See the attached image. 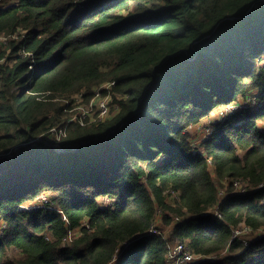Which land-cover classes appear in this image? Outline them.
<instances>
[{
	"label": "trees",
	"instance_id": "1",
	"mask_svg": "<svg viewBox=\"0 0 264 264\" xmlns=\"http://www.w3.org/2000/svg\"><path fill=\"white\" fill-rule=\"evenodd\" d=\"M20 31L0 45V264H166L169 241L147 235L160 215L170 241L210 259L197 264H264V0L0 5V36ZM105 82L114 117L67 125L64 100ZM250 90L257 108L192 145L189 128ZM58 126L61 150L39 139ZM243 226L248 245L233 239Z\"/></svg>",
	"mask_w": 264,
	"mask_h": 264
},
{
	"label": "built area",
	"instance_id": "2",
	"mask_svg": "<svg viewBox=\"0 0 264 264\" xmlns=\"http://www.w3.org/2000/svg\"><path fill=\"white\" fill-rule=\"evenodd\" d=\"M2 1L3 0H0V5H2L1 3ZM25 35L26 34L24 31H20L18 34L14 36H10L9 38H13L11 40L19 41L21 39H25L26 38ZM0 37H4V36H0ZM11 40H9L7 43H1V44L7 45ZM7 62L8 61H7V56H6L3 59H0V66L5 63L7 64ZM30 68L32 69V67ZM115 87H116L115 82H105L97 86L93 90V95L89 100L85 99L84 93L78 94L66 100L65 101L66 112L69 113L66 124L69 125L72 123H79L82 126H85V125L103 123L111 119L114 116V112L119 111V104L118 106H116L114 104V99L117 102V100L121 98V96L120 95L118 96V94L115 92L114 90ZM259 98H260L259 94L253 95V98L250 101L254 102V104L250 103L249 107L257 108L260 105ZM111 107L112 109L110 111ZM71 114H75V115H71ZM96 114H97L98 120L97 121L95 120L96 122L95 121L91 122L94 115ZM65 137H66L65 128H63L62 126H58V127L52 128L46 137L39 138V139H42V141H45V140H48V139L51 140L52 138H54V140H51V141L57 142L55 143V147L57 148V147H60L59 142L62 141ZM232 184L233 186L234 185L236 186L235 188L238 189V193L241 195H246L248 192H250V189H248L247 186H245L241 181L235 180V181H232ZM238 185H242L243 187L244 186L245 187L242 189V186H238ZM263 186L264 185L260 186L259 188ZM48 202H49L48 198L44 196L39 201V203L34 205L33 209L38 210V209L44 208L48 205ZM219 209H220V206H218L215 209L214 215L221 218ZM243 230H245L246 232L245 235H243ZM4 231H5V226L2 231V234L4 233ZM249 232L252 233V230L245 226L241 229L240 228L235 229L233 233V239L242 240L246 243V245H248L249 241L252 239V238L251 239L247 238V235L249 234ZM147 235L163 236L155 225L150 229ZM167 240L169 241V244H168L169 251L167 255L166 264H197L202 261L210 260V259L205 260L206 257L197 256L196 254L191 253L190 251H188L187 247L184 244L172 242L169 240V238ZM129 244L130 242L126 243V246H128ZM119 253L121 254V252ZM119 257H120L119 254L116 255L112 263L116 261L118 262Z\"/></svg>",
	"mask_w": 264,
	"mask_h": 264
},
{
	"label": "rangeland",
	"instance_id": "3",
	"mask_svg": "<svg viewBox=\"0 0 264 264\" xmlns=\"http://www.w3.org/2000/svg\"><path fill=\"white\" fill-rule=\"evenodd\" d=\"M2 5L3 6H9L11 4L14 3V0H3L2 2ZM13 38H9V37H0V45L1 43H7L9 40H11ZM15 41V40H14ZM17 42V41H16ZM263 64H264V61H263ZM258 94L257 90H250L249 92V95L246 97V98H240L238 102L236 103H233L232 105L228 106V107H221V108H217L213 113L212 115L203 120L201 124H199L198 126H195V127H191L188 129V132L190 134V142L192 143V145L195 147V146H199L201 145L202 143H204L214 132V126L222 121H224L225 117L227 116V113L229 112H233V111H238L240 110L241 108H244V107H249L250 106V103L251 104H254V102H251L250 100L253 98V95H256ZM119 96V95H118ZM66 100H64V103H65ZM114 104L116 106H118V103L115 101L114 99ZM255 108V107H253ZM112 107L110 108V111H111ZM117 112H114V115L116 114ZM69 113L67 114V117H68ZM71 115H75V114H71ZM66 117V118H67ZM114 117V116H113ZM97 121V114L94 115L93 119L91 120V122H94V121ZM95 121V122H96ZM262 126H264V123H262ZM51 140H54V138H52ZM51 140H45L46 142L48 143H51L53 141ZM59 150H61L60 148L64 149V147L62 145H60V147H57ZM17 151V149L15 150V152ZM231 185V182H226L225 183V186H224V189L221 191V198H225L226 195L228 194L229 192V188ZM238 186H242V185H238ZM235 190L236 193H238V189L235 188L236 186H232ZM245 187V186H244ZM242 186V189L244 188ZM249 189H251L250 187H248ZM49 196V195H48ZM46 196V198H48L49 202H50V199L49 197ZM43 198V197H42ZM174 199V198H172ZM48 202V204H49ZM108 202V201H107ZM38 202L36 203H33V204H30V205H25L24 207L26 209H33L34 205H36ZM103 203H105V201H103ZM215 213V210L214 211H211V214L214 215ZM160 215V214H159ZM158 222L155 224V226L159 229V231L161 232V234L166 237V239L168 238H171L170 237V231L172 229L171 226H167V225H164L163 222H162V218H161V215L158 216ZM4 226L6 228V224L3 223L1 220H0V235H2V231L4 229ZM244 227V226H243ZM243 227H240L243 228ZM248 231V230H247ZM246 232L245 230H243V235H245ZM75 235V233L73 234ZM256 235V233H250L247 235V238L251 239L253 238L254 236ZM77 236L75 237H72V235L68 238V241H72L73 239H75ZM112 264H117V261L112 263Z\"/></svg>",
	"mask_w": 264,
	"mask_h": 264
},
{
	"label": "bare ground",
	"instance_id": "4",
	"mask_svg": "<svg viewBox=\"0 0 264 264\" xmlns=\"http://www.w3.org/2000/svg\"><path fill=\"white\" fill-rule=\"evenodd\" d=\"M92 10H93V9H92ZM145 241H147V240H145ZM141 243H142V242H141ZM141 243H140V244H141ZM143 244H144V242H143ZM145 244H146V243H145ZM141 246H143V245H141ZM139 248H140V247H139Z\"/></svg>",
	"mask_w": 264,
	"mask_h": 264
},
{
	"label": "crops",
	"instance_id": "5",
	"mask_svg": "<svg viewBox=\"0 0 264 264\" xmlns=\"http://www.w3.org/2000/svg\"><path fill=\"white\" fill-rule=\"evenodd\" d=\"M257 234V233H256Z\"/></svg>",
	"mask_w": 264,
	"mask_h": 264
}]
</instances>
